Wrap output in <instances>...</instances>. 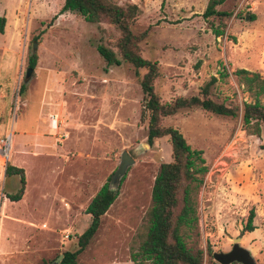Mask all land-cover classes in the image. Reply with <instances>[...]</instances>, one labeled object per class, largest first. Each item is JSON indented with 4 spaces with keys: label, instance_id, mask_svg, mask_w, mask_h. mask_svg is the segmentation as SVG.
<instances>
[{
    "label": "rangeland",
    "instance_id": "obj_1",
    "mask_svg": "<svg viewBox=\"0 0 264 264\" xmlns=\"http://www.w3.org/2000/svg\"><path fill=\"white\" fill-rule=\"evenodd\" d=\"M107 1L138 8L130 29L145 33L139 55L156 64L152 85L161 103L196 96L211 76L227 73L208 98L235 107V118L189 108L161 122L200 151L206 167L196 225L182 236L187 249L201 252V264L214 263L211 254L228 252L236 237L254 264H264V133L247 134L241 126L243 104L252 99L232 74L245 69L264 79V0H225L216 7L230 14L216 38L210 27L217 19L201 16L207 0ZM62 3L0 0L1 151L11 135L8 157H0V264H50L74 250L89 223L85 207L108 183L123 151L133 163L76 263L132 264L129 248L145 224L158 168L171 161L170 146L166 137L146 144L139 88L145 70L124 61L106 67L95 51L102 45L120 59L118 31L60 12ZM32 53L33 71L24 79ZM6 166L22 170L17 202L6 198L20 187L17 175H4ZM249 210L253 230L242 233Z\"/></svg>",
    "mask_w": 264,
    "mask_h": 264
},
{
    "label": "trees",
    "instance_id": "obj_2",
    "mask_svg": "<svg viewBox=\"0 0 264 264\" xmlns=\"http://www.w3.org/2000/svg\"><path fill=\"white\" fill-rule=\"evenodd\" d=\"M224 1L207 0L201 15L205 20L217 19V25L210 27L211 34L215 38L223 35L225 21L230 18L229 13L216 9ZM60 12H74L89 24L105 21L118 31L116 50L120 59L111 49L102 45L95 46V51L106 67L118 66L120 61H124L135 71L145 70L140 78L139 88L143 96L141 118L145 121L146 144L151 146L155 139L166 137L170 146L171 161L160 164L153 179L150 206L144 214L145 224L138 230L135 240L131 242L129 260L132 264H201V252L192 253L187 249L182 235L196 225V193L202 183L201 177L206 173V167L201 152L190 149L176 129L162 126L161 122L164 118L189 108H199L216 116L235 118L237 116L235 107H226L208 98L212 85L217 80L221 81L227 77V73L222 69L217 73V78L211 76L200 87L196 96L176 97L171 102L161 103L152 85L157 77L156 64L139 55L138 44L145 33L134 35L130 29L138 15L136 5L117 6L107 0H63ZM249 18L253 20L252 16ZM4 23V17H0V34L3 32ZM35 60V55L32 53L28 58V68L34 67ZM232 74L239 79L244 91L252 99L251 103L243 104L241 126L247 134L264 133V103L260 101V98L264 96V79L257 73L243 69H237ZM23 90L24 85H20L19 94ZM4 175L18 176L19 189L14 194L6 195L9 201L17 202L23 188L22 170L6 166ZM116 196L117 191H110L108 183L100 186L84 210L89 217L87 227L76 237L75 249L63 252L58 264H77L76 257L92 240L101 217ZM253 216V211L249 210L246 222L241 228L242 233L253 230ZM207 252H209L208 248Z\"/></svg>",
    "mask_w": 264,
    "mask_h": 264
},
{
    "label": "water",
    "instance_id": "obj_3",
    "mask_svg": "<svg viewBox=\"0 0 264 264\" xmlns=\"http://www.w3.org/2000/svg\"><path fill=\"white\" fill-rule=\"evenodd\" d=\"M35 44H32L34 50ZM33 68H27L24 74V79H28ZM133 163L132 159L123 151L119 156V163L113 173L110 175L108 180V189L116 192L118 189L119 181L125 174V171L129 165ZM240 241L239 237L232 240L230 250L225 253H212L211 258L215 264H254V260L249 253L238 245ZM62 258V254L58 255L50 264H58Z\"/></svg>",
    "mask_w": 264,
    "mask_h": 264
},
{
    "label": "bare ground",
    "instance_id": "obj_4",
    "mask_svg": "<svg viewBox=\"0 0 264 264\" xmlns=\"http://www.w3.org/2000/svg\"><path fill=\"white\" fill-rule=\"evenodd\" d=\"M10 136H11V135H10ZM10 136L8 137V141H7V143H6V149H5V151L2 152L3 155L6 156V157H8V153H9V151H10V142H11V138H10Z\"/></svg>",
    "mask_w": 264,
    "mask_h": 264
},
{
    "label": "built area",
    "instance_id": "obj_5",
    "mask_svg": "<svg viewBox=\"0 0 264 264\" xmlns=\"http://www.w3.org/2000/svg\"><path fill=\"white\" fill-rule=\"evenodd\" d=\"M4 150H5V149H4ZM4 150H3V151H4ZM3 151L0 150V157H2V158L5 157V158H6V156H4V155L2 154Z\"/></svg>",
    "mask_w": 264,
    "mask_h": 264
},
{
    "label": "crops",
    "instance_id": "obj_6",
    "mask_svg": "<svg viewBox=\"0 0 264 264\" xmlns=\"http://www.w3.org/2000/svg\"><path fill=\"white\" fill-rule=\"evenodd\" d=\"M243 70H245V69H243ZM16 168V167H15ZM14 176V175H13Z\"/></svg>",
    "mask_w": 264,
    "mask_h": 264
}]
</instances>
